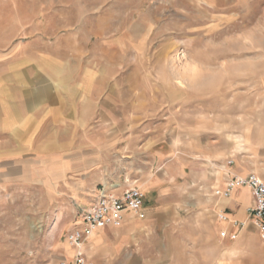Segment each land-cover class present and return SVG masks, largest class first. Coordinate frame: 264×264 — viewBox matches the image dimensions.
I'll use <instances>...</instances> for the list:
<instances>
[{"label": "rangeland", "instance_id": "1", "mask_svg": "<svg viewBox=\"0 0 264 264\" xmlns=\"http://www.w3.org/2000/svg\"><path fill=\"white\" fill-rule=\"evenodd\" d=\"M19 1L21 57L96 109L87 100L85 125L26 149L20 177L0 181V264H62L79 215L120 173L162 170L160 151L206 164L239 138L264 97V0ZM228 244L199 241L193 262L258 263Z\"/></svg>", "mask_w": 264, "mask_h": 264}, {"label": "crops", "instance_id": "2", "mask_svg": "<svg viewBox=\"0 0 264 264\" xmlns=\"http://www.w3.org/2000/svg\"><path fill=\"white\" fill-rule=\"evenodd\" d=\"M19 3L0 0L2 182L20 177L26 149L43 147L40 142L44 140L61 141L64 133L68 140L71 123L77 131L85 125L87 100L93 107L90 116L96 109L85 91L70 92L69 82L63 78L59 81L54 75L39 76V63L21 57V47L15 44L16 38L23 35ZM254 110V118L236 141L227 138L220 152H206V164L178 156L175 150L160 151L153 157L155 163L163 165L162 170L142 175L120 173L124 180L113 185L116 189H110L121 194L130 187L140 188L145 194V218L125 212L120 227L107 226L94 232L82 246L87 260L92 264H196L193 259L199 241L212 246L221 240L227 247L234 242L239 251L252 247L253 260L262 264L264 242L248 214L254 204L252 191L236 189L230 198L215 195V189H224L232 176L255 174L264 181V97ZM220 213L245 227L240 230L220 221ZM233 235L237 238L232 240ZM64 251L63 262L72 264L76 249L67 243ZM222 259L228 260L229 252Z\"/></svg>", "mask_w": 264, "mask_h": 264}, {"label": "built area", "instance_id": "3", "mask_svg": "<svg viewBox=\"0 0 264 264\" xmlns=\"http://www.w3.org/2000/svg\"><path fill=\"white\" fill-rule=\"evenodd\" d=\"M231 164L232 162H229V165ZM113 187L116 189V186ZM240 188H249L252 191L254 204L249 208L248 214L264 242V181L262 179L255 174L248 177L232 176L226 182L224 189H215V195L230 198L232 192ZM113 189L102 188L99 190L92 204L83 209L76 225L68 233L67 242L77 251L72 264H92L83 253L82 246L97 230L107 226L120 227L125 212L135 213L140 219L145 218V194L140 188L130 187L121 194H117ZM218 218L222 222H229L240 230L245 227L244 223L230 220L225 213H220ZM222 236L225 237L226 233H222ZM236 238L237 235L232 236V239ZM62 264L67 263L63 262Z\"/></svg>", "mask_w": 264, "mask_h": 264}, {"label": "bare ground", "instance_id": "4", "mask_svg": "<svg viewBox=\"0 0 264 264\" xmlns=\"http://www.w3.org/2000/svg\"><path fill=\"white\" fill-rule=\"evenodd\" d=\"M213 1L216 2L215 4H212L213 8L215 9H217L220 6L219 3L224 2V0H213ZM207 4H210V2H207Z\"/></svg>", "mask_w": 264, "mask_h": 264}]
</instances>
